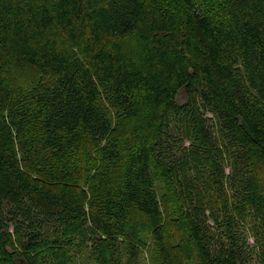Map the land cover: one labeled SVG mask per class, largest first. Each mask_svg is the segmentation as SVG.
<instances>
[{
	"label": "trees",
	"instance_id": "trees-1",
	"mask_svg": "<svg viewBox=\"0 0 264 264\" xmlns=\"http://www.w3.org/2000/svg\"><path fill=\"white\" fill-rule=\"evenodd\" d=\"M144 228L264 264V0H0V264H137Z\"/></svg>",
	"mask_w": 264,
	"mask_h": 264
},
{
	"label": "rangeland",
	"instance_id": "rangeland-1",
	"mask_svg": "<svg viewBox=\"0 0 264 264\" xmlns=\"http://www.w3.org/2000/svg\"><path fill=\"white\" fill-rule=\"evenodd\" d=\"M58 42L63 49H66V50L70 51L71 53H74L78 58H80L79 50H78V47L75 43L68 42L64 38L59 39ZM125 43H127V45H128L127 46L128 51L131 52L132 49L135 47L136 42L133 38H127L125 40ZM134 51L135 52H131V53H133V57H137V55H138V53L136 52L137 50H134ZM182 100H184L183 95H182ZM206 114H207L206 115L207 117L211 116L208 113H206ZM116 126H117V128H119L117 131L119 133L122 132V131H120V128H122V127L124 128V124L117 123ZM33 132H34L33 136H35L34 138L36 139V137L38 135V131L33 130ZM122 134H124V131L122 133H120L119 135L122 137ZM121 139H123L125 141L124 135ZM191 143L192 142L189 140L185 141L186 146L191 145ZM156 190H157L159 200L161 202V206H162V210H163V214L165 215V218L167 220H169L170 222L175 221V219L177 218L176 216L178 214H177V208H176V200H175L174 194L172 193L171 188L165 183H159L157 185ZM142 238L144 241V247L140 252L139 262H137V264H160L159 253L157 251L156 245L151 238L150 232L146 228H144V230H143ZM249 242H250L251 246H254V239L253 238H250ZM76 264H96V263H95L94 256L88 250H83L77 255Z\"/></svg>",
	"mask_w": 264,
	"mask_h": 264
}]
</instances>
